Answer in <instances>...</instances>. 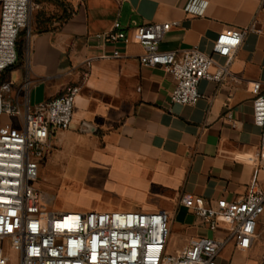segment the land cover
<instances>
[{"label": "crops", "instance_id": "obj_1", "mask_svg": "<svg viewBox=\"0 0 264 264\" xmlns=\"http://www.w3.org/2000/svg\"><path fill=\"white\" fill-rule=\"evenodd\" d=\"M262 1L82 0L58 30L32 35L30 52L4 75L13 85V103L24 107L27 78L31 107L61 96L70 85L81 86L71 128L52 137L40 164L44 172L47 166L74 164L65 212L165 211L171 217L173 250L195 237L226 238L220 228L213 232L203 225L182 199L233 202L248 193L262 134L254 124L252 94L254 83H264V16L258 15ZM256 17L261 33L244 38L222 83H200L203 98L194 106L171 103L172 76L140 64L144 49L135 40L137 27L179 22L161 51L197 47L225 66L229 53L216 48L218 36L250 27ZM116 21L132 41L99 42L97 35L110 31ZM116 49L119 58L113 57ZM3 120L17 123L7 116ZM57 148H66L65 154ZM80 162L88 165L80 168ZM79 171L83 177L76 176ZM45 193L53 208L56 196ZM230 256L224 260L222 253L221 263Z\"/></svg>", "mask_w": 264, "mask_h": 264}, {"label": "built area", "instance_id": "obj_2", "mask_svg": "<svg viewBox=\"0 0 264 264\" xmlns=\"http://www.w3.org/2000/svg\"><path fill=\"white\" fill-rule=\"evenodd\" d=\"M32 6L33 0H0V264H221L229 245L235 252L252 251L264 222V178L260 177L264 175V83H254L252 88L254 124L262 134L251 162L254 176L247 195L233 202L193 196L182 199L209 230L216 232L224 226L230 232L226 238L195 237L186 247L173 250L171 217L165 211L59 213L52 208V198L35 183L52 137L72 126L81 86L70 85L61 96L31 107V80L27 78L24 107L13 103V85L4 75L20 63L22 34L32 37ZM258 15L264 16V0ZM179 26V22L143 25L136 28L135 40L144 49L139 57L143 67H158L172 76L171 103L188 106L203 98L202 81L225 80L248 33H261L257 17L250 27L221 33L216 48L229 53L227 65L222 66L197 47L161 51L166 35ZM96 38L104 45L132 41L118 21ZM121 56L120 50L113 52L114 58ZM6 116L19 121L5 122ZM228 120L233 123L231 114ZM257 264H264V258Z\"/></svg>", "mask_w": 264, "mask_h": 264}, {"label": "rangeland", "instance_id": "obj_3", "mask_svg": "<svg viewBox=\"0 0 264 264\" xmlns=\"http://www.w3.org/2000/svg\"><path fill=\"white\" fill-rule=\"evenodd\" d=\"M63 3L67 5V7L76 10L78 4L82 0H61ZM44 12L46 13V16L49 17L52 14H59L62 15L61 9L57 7L54 3H51L49 1H44L41 4H37L33 0V6H32V19H31V33L32 35L35 34L36 29V18L39 13ZM32 37H28L27 33H23L20 39L19 43V50L21 52V56H25L30 52L31 49V40ZM14 80L17 79V76H14ZM16 121L18 122L19 119L17 118ZM59 153L65 154L66 148H57ZM74 164H68L67 162L60 164V166L56 165V168L47 166L46 171L40 170V177L38 181L35 183L36 187H39L43 192L51 193L52 195L56 196L55 204L53 206L54 210L65 212L69 211L68 209V200L65 198V195L70 192V182H73V171L72 166ZM88 165L87 163H77V166L82 168L83 166ZM84 172L79 171L78 175L83 177ZM98 176H102L103 174L100 171H97ZM72 211L79 212L75 209ZM115 212V211H113ZM120 212V211H118ZM221 231L223 230V233L226 235H230V232L228 230H225L224 226H220ZM205 233V228H201L200 234L203 235ZM257 243L252 251H250L248 254H241L238 252L231 254V247L230 245L225 248L223 251L224 260L227 259L229 255L230 258H228V263L223 261L221 264H257L264 258V222H262L257 235ZM218 237V235H217ZM172 238V237H171ZM175 239V245L177 243L176 238Z\"/></svg>", "mask_w": 264, "mask_h": 264}, {"label": "trees", "instance_id": "obj_4", "mask_svg": "<svg viewBox=\"0 0 264 264\" xmlns=\"http://www.w3.org/2000/svg\"><path fill=\"white\" fill-rule=\"evenodd\" d=\"M34 1L37 4H41L44 1H49L51 3H54L57 7H59L62 12V15L52 14L49 17H47L46 13L44 12L39 13L36 18V29H35V32L38 34L49 33L58 30L66 22H68L76 12V10L67 7V5L63 3L61 0H34Z\"/></svg>", "mask_w": 264, "mask_h": 264}]
</instances>
